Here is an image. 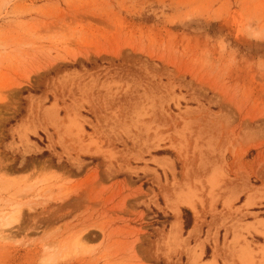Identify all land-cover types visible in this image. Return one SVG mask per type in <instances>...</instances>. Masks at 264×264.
<instances>
[{"label":"rangeland","instance_id":"1","mask_svg":"<svg viewBox=\"0 0 264 264\" xmlns=\"http://www.w3.org/2000/svg\"><path fill=\"white\" fill-rule=\"evenodd\" d=\"M0 264H264V0H0Z\"/></svg>","mask_w":264,"mask_h":264},{"label":"bare ground","instance_id":"2","mask_svg":"<svg viewBox=\"0 0 264 264\" xmlns=\"http://www.w3.org/2000/svg\"><path fill=\"white\" fill-rule=\"evenodd\" d=\"M187 203H188V202H187ZM191 203H192V202H191ZM191 203H188V204H187V206L190 207V208L193 207V205H192ZM177 211H178V209L174 208V211H173L174 214H177ZM176 225H177V224H176ZM176 225H175V226H176ZM173 226H174V225H173ZM173 228H174V227H173ZM177 231H178V230H177Z\"/></svg>","mask_w":264,"mask_h":264}]
</instances>
